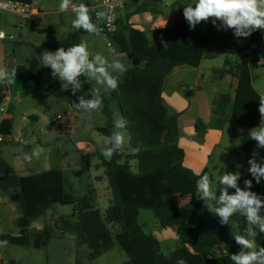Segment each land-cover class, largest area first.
<instances>
[{
	"label": "trees",
	"instance_id": "16d2710c",
	"mask_svg": "<svg viewBox=\"0 0 264 264\" xmlns=\"http://www.w3.org/2000/svg\"><path fill=\"white\" fill-rule=\"evenodd\" d=\"M85 3L89 1L85 0ZM136 11L162 13L154 1L139 5ZM217 26L209 20L204 26L190 30L184 21L154 30L151 39L144 32L121 28L109 36L115 53L126 54L140 63L120 77L117 90L101 93L103 109L98 113L105 115L107 122L99 132L109 138L116 131L111 104L117 102L122 117L127 121L125 129L130 138L129 152L123 154L121 149L110 160L102 159L111 191V200L104 213L95 206L93 190L77 199L67 194L63 171L50 170L21 177L0 152V193L16 191L20 214L30 224L45 217L55 205L72 207L70 215L59 216L57 226L61 236H75L78 264L82 263L79 259L81 248L88 249L86 260L93 262L110 252L115 242L128 258L125 264H177L180 258L186 264H232L230 256L239 250L233 245L229 225L221 226L219 217L210 213L203 202L192 199L183 206H177L173 200L175 193L170 174L185 177L195 184L199 175L212 177L208 168L197 175L184 165L185 152L179 146L178 117L169 110L162 97L166 78L174 68L185 64L199 67L206 53L224 55L223 66L216 69L214 75L220 80L227 76L235 78L236 87L232 93L229 86L227 91L213 99V121L205 124L198 120L195 128L199 139L207 129H222L226 123L235 129L245 130L240 148L232 146L230 151L237 158L243 156L248 164L253 151H256V141L249 137V132L260 123L258 108L261 95L252 85V69L257 64L264 68V37L257 30L246 43L241 44L232 30L221 27L218 31ZM84 34L86 32L78 30L71 37L36 46L32 58L22 65H12L11 69H17L16 77L21 81L39 87L44 81L39 70L46 68L40 63L42 53L78 44ZM80 79L84 82L80 92L73 95L71 87L65 91L67 98L76 103L79 95L91 98L87 94L91 81L86 82L84 76ZM60 87L61 82L54 85L55 90ZM3 98L1 94L0 104ZM0 132L4 136L10 134L9 121L2 123ZM133 162H136V169ZM236 165L228 166L224 172L239 171ZM249 176L253 181L251 190L264 197L260 193V183L257 184L250 173ZM239 185L244 187L242 175ZM229 191L232 193L234 189ZM142 210L152 212L160 228L174 230L178 237L174 250L165 254L161 241L145 230L139 221ZM261 214L264 215L263 210ZM232 222L238 224L240 231L246 223L240 215L233 216ZM57 236L58 232L45 224L40 234L25 227L19 236L0 235V240L8 241L7 245L39 249L48 246ZM257 243L264 246L260 240ZM218 249H224L226 254L217 253Z\"/></svg>",
	"mask_w": 264,
	"mask_h": 264
},
{
	"label": "rangeland",
	"instance_id": "374dc122",
	"mask_svg": "<svg viewBox=\"0 0 264 264\" xmlns=\"http://www.w3.org/2000/svg\"><path fill=\"white\" fill-rule=\"evenodd\" d=\"M12 1L39 11L37 14H31L29 16L16 13H2L0 15V29H3L8 35L14 37V40L6 42L8 45L5 50L10 53V59L17 63H25L28 59L32 58L34 56V47L45 43L56 42L65 37H71L77 32L71 24V21L74 19V14L71 12L59 13L57 11L60 0ZM89 1L93 2L94 0ZM73 2L85 3V0H73ZM154 2L159 4L157 5L161 8L164 15L167 14V17L177 15L178 18L172 23L180 24L186 21L183 17V7L194 4L195 0H155ZM204 25L205 22H202L197 26L202 27ZM260 31L264 35V30ZM89 37L93 39L94 36L89 35ZM105 37L106 36L100 33V35L97 36V41H99L102 54L111 62L117 57V54L112 51V48L107 46L108 40ZM237 41L244 44L247 42V38H237ZM224 60V55L208 53L205 56L203 68L220 69L223 66ZM47 69L48 70L43 74L44 81L41 86L38 87L32 83L30 84L37 92L39 98H37V100H39L38 103L50 104V111L47 110L46 114L43 113L45 115V120H43L41 124H36L34 126L36 135L33 143L36 144V142H38L37 138L41 137L44 139L43 148L46 151L62 147L60 155H63V166L68 170L67 179L72 193L77 197H81L87 193L89 185L96 186L99 189L100 195L95 197L94 203L95 206L104 213L111 200V191L108 189L105 193V188L109 186L108 180L106 179V169L104 167L97 168V165L101 163L100 158H104L105 160H110L112 158L108 159L102 155L103 150L110 145L108 144V138L99 132L100 128L106 126L107 118L102 113L77 111L73 105V103L76 102L67 98L65 94L66 90H62L61 87L58 90L50 87V77H52V75L51 69L48 67ZM15 80L18 81L16 83L23 84L18 78H15ZM252 80L254 86L264 95V68L259 64L252 69ZM45 86L51 88V95H44ZM203 86L205 89L201 91L198 98L199 103L194 104L188 113V117L190 115H195L199 117L198 120H201L205 124H209L213 121L212 103L210 102L217 98L220 93L227 91L229 85L227 82H223L214 75V78L205 81ZM91 88H100L101 93L104 90L103 87L98 85L95 81H92L90 89ZM24 94L25 92H23V96ZM111 110L114 114V120L122 117L117 102L111 104ZM73 112L74 114H78L77 118L74 120L71 118ZM59 115L61 118H58ZM29 124H31V126L33 125L32 123ZM41 128H44L43 132ZM71 129L73 132H68ZM233 129L230 123L224 125L223 138L209 166L212 177L211 180L214 189L217 190V196L220 194L219 177L225 173L224 171L222 172V169L224 170L229 164H240L241 167L239 171L243 180L250 179L248 172L249 166L244 157L241 156L237 158L234 153L230 151L232 146L240 148L239 138ZM81 130L84 131L80 133ZM123 131L125 134V144L122 148V153L126 154L130 150V138L126 129ZM197 139L198 142L203 141V138L199 139L197 137ZM48 141L52 143L48 147H45ZM0 146V148L3 149L10 147V154L12 155L16 152L24 155V153L30 150L32 152L33 150L32 147H25L23 143L19 145L11 143L7 147ZM256 151L259 153L257 160L260 161V159L264 157V149L256 148ZM43 157L44 154L41 155L39 159L35 158L37 167L40 166V161ZM133 166L134 169H136V162H133ZM42 168L36 169V172H42ZM96 176H104L105 180L100 181L96 179ZM170 177L173 183V191L176 195L175 199L177 200L175 204L183 206L192 199L204 203L203 200L197 198L195 183L179 175L170 174ZM260 186V193L264 195V179L261 180ZM71 213V206L55 205L47 212L45 217L32 221L30 224L31 230L36 234H40L44 225L48 224L58 232L59 236H61L56 217L70 215ZM139 221L145 226L147 232L154 234L156 237L161 233L167 234L168 237L174 235L173 230L160 228L157 220L150 211L142 210L140 212ZM20 223H22L21 218L15 223L14 229L17 230L18 224ZM229 229L230 231H240L238 224L235 222H231ZM7 231L8 230L5 232ZM59 236L55 237L48 246L39 249L32 246L20 247L13 245L0 247V264L11 261H14L16 264H78L75 236L67 235L63 238ZM256 239L264 242V233H258ZM162 246L165 254H168L170 251L174 250L177 245L174 241H167L166 243H162ZM217 252H220V249H218ZM87 254L88 249L86 247L80 249L79 259L82 261L81 264H125L128 260L125 252L117 242H115V246L110 252L93 262H87Z\"/></svg>",
	"mask_w": 264,
	"mask_h": 264
},
{
	"label": "clouds",
	"instance_id": "9594fccd",
	"mask_svg": "<svg viewBox=\"0 0 264 264\" xmlns=\"http://www.w3.org/2000/svg\"><path fill=\"white\" fill-rule=\"evenodd\" d=\"M103 5L107 10L97 11L95 21L90 7L85 3L60 0L57 11L73 13L74 19L71 24L74 29L98 36L102 31L100 21H106L107 26L112 28L115 20L109 0H103ZM183 17L190 30L210 20L214 26L219 22L218 31L222 27L224 30H232L237 38H247L257 30H264V0H195L194 4L183 7ZM4 35L0 32V38ZM161 43H165L163 39ZM40 63L42 67L51 69L52 77L61 82L62 90L71 87L73 95L80 92L83 87L81 76L86 77V82L95 81L103 87L105 93H110L118 89L120 77L128 71L126 65L119 60L114 59L110 62L104 55L90 52L88 42L84 39L70 47H60L55 52L45 50L40 57ZM16 75V68L9 70L0 66V85L16 83ZM87 94L91 98H85L83 94L78 96L79 102L73 103L75 109L87 113L102 111L103 96L100 88H91ZM258 111L260 123L250 130L249 137L256 141L257 149H264V95L259 97ZM126 124L127 121L123 117L114 121L117 131H113L108 138L110 146L102 152L105 158L110 159L115 152L124 147L123 130ZM44 152L45 149L37 145L30 154L25 153L23 159L31 162L33 158L39 159ZM258 156L259 153L254 150L248 160V172L257 184L264 179V157L258 161ZM236 167L240 168L241 165L237 164ZM240 180L239 171L225 172L219 177L220 194L217 196V190L214 189L209 175H199L196 181L197 198L204 201V206L210 213L219 217L221 226L231 225L232 217L235 215L245 219L242 231L230 232L240 248L238 252L231 254L232 264H264V246H260L256 239L258 233H264V215L261 214L264 210V197L251 190L252 179H245L243 188L239 185ZM230 189H234V192L230 193ZM7 244L8 241L0 240V247H6ZM177 264H186V261L180 258Z\"/></svg>",
	"mask_w": 264,
	"mask_h": 264
},
{
	"label": "crops",
	"instance_id": "0c3cea01",
	"mask_svg": "<svg viewBox=\"0 0 264 264\" xmlns=\"http://www.w3.org/2000/svg\"><path fill=\"white\" fill-rule=\"evenodd\" d=\"M148 1H155V0H125L124 4L119 10L120 28L144 32L148 36V38L151 39L154 30L165 29L175 25L172 22L176 20L178 16L175 19H170L169 17L172 16L167 17V14L164 15L163 12L155 14L149 11L141 12V13L136 11L139 5ZM93 2L89 1L87 5L90 6ZM93 36H94L93 39H91L89 37V34L86 33L82 35L81 39H84L88 42L90 52H92L93 54L95 53L102 54V50L99 46V41H97L98 38L96 35ZM248 38L249 37H247V40ZM7 45L8 43L4 44V50L6 49ZM107 46L109 47L108 42H107ZM5 53H6L5 67L8 68L9 70H11L12 65L18 66L24 64V63H17L11 60L10 59L11 55L8 51L5 50ZM207 54L208 53L204 54L201 65L199 67H194L185 64L174 68L173 71L167 76L162 92V97L164 99L166 106L169 108V110L172 113L176 114L178 117V125L180 129L179 146L185 152L184 165L197 175L201 174L206 168L209 169V166L211 164V159L215 154L220 141L223 138V128L222 129L209 128L206 130L203 136V141L198 142L197 132L195 127L199 117L195 115L194 116L190 115L188 117V113L190 112L194 104L199 103L198 98L201 94V91L205 89L203 83H205V81L207 80L214 78L215 68H207V69L203 68L204 59ZM115 59L124 63L128 69H131L135 66L133 60L130 59L126 54H117V57ZM47 70L48 69L46 67L39 71L42 74H44ZM18 80L20 79L18 78ZM222 81L227 82L228 85L231 86L232 88L231 90L233 93V90L237 84V80L235 78L227 76ZM20 82L23 81L20 80ZM57 82L60 81L56 78L50 77L51 88H54V85ZM30 84L31 83L23 82V84L14 83L12 85H7V84L4 85V89L8 88L11 90L13 95L20 96V99L13 101L7 114L4 117V121L7 120L10 122V134L8 136H5L4 142L0 143V145L4 147H7L11 143L16 145L23 143L25 147H32V149L37 145L41 147H43L44 145V139H42L41 137L37 138L38 142H36V144L33 143V140L36 135L34 126L36 124L37 125L41 124L43 120H45L44 114H46L47 110L50 111V104L38 103L39 100H37L38 98L37 92L33 89V87L30 86ZM252 85L259 92V90L254 86L253 80H252ZM23 92H25L24 96H23ZM104 92L105 91L103 90L102 93ZM260 95L262 94L260 93ZM77 116L78 114H74V112L71 114V118L73 120L76 119ZM29 123H32L33 125L31 126V124ZM233 130L235 131V134L238 136L239 138L238 141L240 144V141L243 137L245 130L235 129V128ZM41 131L43 132L44 128H41ZM72 131L73 130L71 129L68 132H72ZM83 131L84 130H81L80 133H82ZM51 143L52 142L49 141L46 142L45 147H48L49 145H51ZM60 150H62V147L60 148L58 147V149H52L50 151L45 150V152L43 153L44 159L41 158L42 160L40 161V166L37 167L35 158H33L31 162H26L23 159L24 155H22L21 153L16 152L13 155L10 154V147L6 149L0 148V152L2 153L3 157L11 165L13 171L18 176L25 177L32 174H40L42 172L50 171V170H61L63 171L65 176V182H66L65 187L67 194L75 199L80 198L72 193L70 185L68 184V179H67L68 170L63 166V155H60ZM26 153L30 154L31 150ZM100 159H101V163L97 165V168L103 167L102 159L104 158H100ZM233 164L235 163L229 164V166ZM227 167H225L224 170L222 169V172L225 171ZM38 168H42L43 171L36 172V169ZM96 179H99L100 181L105 180L104 176L101 177L96 176ZM106 179L108 180L107 170H106ZM108 189H110L109 186L108 188L107 187L105 188V193L108 191ZM90 190L94 191L95 197L100 195L99 189L96 186L89 185L87 189V193ZM16 197H17L16 191L7 194L0 193V235L19 236L21 234V229L25 228L23 226L25 224V221L22 220V223L18 224V229L17 230L14 229V225L17 222V220L23 218L17 206ZM175 198L176 195H174L173 200L174 202H177ZM176 205L180 206L179 204ZM56 218L58 220L59 216H57ZM28 227L31 230L30 225ZM6 230L8 231L5 232ZM59 237L63 238L65 236H59ZM157 238L161 241V243H166L167 241H174L176 242V245L178 244V237L175 232L174 235H170V237H168L167 234L161 233L157 236Z\"/></svg>",
	"mask_w": 264,
	"mask_h": 264
},
{
	"label": "built area",
	"instance_id": "2783aa9c",
	"mask_svg": "<svg viewBox=\"0 0 264 264\" xmlns=\"http://www.w3.org/2000/svg\"><path fill=\"white\" fill-rule=\"evenodd\" d=\"M125 0H109L110 5L112 6L111 12L115 16V20L113 21V27L109 28L107 26L106 21H100V27L102 29L101 33L106 36L108 40V45L109 47L111 46V42L109 41V36L113 35L116 33L119 28V10L124 4ZM91 9V15L93 17V20L95 21V13L97 11H105L107 10V7L103 5V0H95L90 6ZM39 11L34 8H30L28 6H23L21 4H18L12 0H0V15L2 13H16L24 16H29L31 14L38 13ZM0 32H3L5 35L3 38H0V66L5 67V57L6 53L4 50V44L7 41H12L14 40V37L11 35H8L3 29H0ZM45 95H50L51 94V88L49 86H45ZM4 98L0 104V128L1 125L4 121V117L7 114L10 106L12 105L14 100L20 99L19 95H13L11 90L8 88H5L3 91ZM58 118H61L59 115ZM73 132V131H72ZM5 141V136L0 132V143ZM217 253H222L226 254V251L224 249H221L220 252Z\"/></svg>",
	"mask_w": 264,
	"mask_h": 264
},
{
	"label": "water",
	"instance_id": "95a60500",
	"mask_svg": "<svg viewBox=\"0 0 264 264\" xmlns=\"http://www.w3.org/2000/svg\"><path fill=\"white\" fill-rule=\"evenodd\" d=\"M169 18H170V19H175V18H177V15H176V16H172V17H169ZM133 63H134L135 65H139L140 62L137 61L136 59H134V60H133ZM3 91H4V85H0V95L3 94ZM18 199H19V197L17 196V197H16V200L18 201ZM21 220H24V221H25V224L23 225L24 227H28V226L30 225V222H29L28 219H26V218L23 217ZM233 245H234V247H235L237 250H240L239 246L236 245L234 239H233Z\"/></svg>",
	"mask_w": 264,
	"mask_h": 264
}]
</instances>
